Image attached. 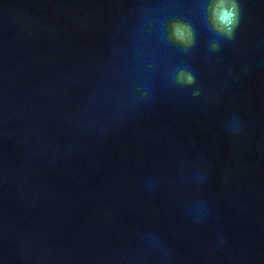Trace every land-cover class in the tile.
Wrapping results in <instances>:
<instances>
[{"label": "water", "instance_id": "obj_1", "mask_svg": "<svg viewBox=\"0 0 264 264\" xmlns=\"http://www.w3.org/2000/svg\"><path fill=\"white\" fill-rule=\"evenodd\" d=\"M75 1L217 235L240 264H264V0H237L231 40L208 26L210 0ZM172 19L192 26L193 47L165 39ZM177 68L196 83L177 84Z\"/></svg>", "mask_w": 264, "mask_h": 264}, {"label": "clouds", "instance_id": "obj_2", "mask_svg": "<svg viewBox=\"0 0 264 264\" xmlns=\"http://www.w3.org/2000/svg\"><path fill=\"white\" fill-rule=\"evenodd\" d=\"M207 24L211 31L226 39H233L236 27L239 24V5L237 0H210L207 9ZM166 40L182 49H189L195 45V31L192 26L179 19L168 22ZM212 50H218V42L211 43ZM172 79L180 85L190 86L196 83L191 70L177 68ZM198 92H194L197 95Z\"/></svg>", "mask_w": 264, "mask_h": 264}]
</instances>
